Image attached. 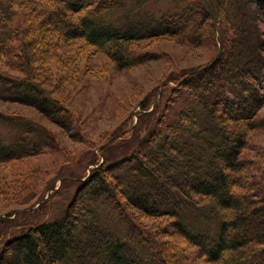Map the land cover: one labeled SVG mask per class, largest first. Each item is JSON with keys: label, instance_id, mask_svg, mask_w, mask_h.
Wrapping results in <instances>:
<instances>
[{"label": "trees", "instance_id": "obj_1", "mask_svg": "<svg viewBox=\"0 0 264 264\" xmlns=\"http://www.w3.org/2000/svg\"><path fill=\"white\" fill-rule=\"evenodd\" d=\"M42 2L55 7L41 10L34 26L15 24L22 16L17 8L34 13ZM157 3L173 8H148ZM239 5L236 0H0V58L9 57L8 65L25 73L12 77L0 69V99L35 107L66 131L72 128L70 113L36 81L35 60L53 50L54 37L84 41L118 69L148 60V54L130 50L137 42L171 36L200 45L206 20L215 43L212 61L178 82L179 92L186 87L192 98L179 119L163 123L133 155L99 162L80 181L64 214L29 225L3 243L0 264H185L183 250L165 251L137 215L169 219L170 228L208 264H264V169L258 181L242 158L264 108V40L257 20ZM224 18L230 47L222 64ZM134 128L106 140L103 155ZM33 132L12 140L0 135V163L53 147L51 136L31 140ZM113 165L121 169L116 172ZM86 202L92 206L83 212Z\"/></svg>", "mask_w": 264, "mask_h": 264}, {"label": "rangeland", "instance_id": "obj_2", "mask_svg": "<svg viewBox=\"0 0 264 264\" xmlns=\"http://www.w3.org/2000/svg\"><path fill=\"white\" fill-rule=\"evenodd\" d=\"M236 1L257 20L258 37L264 40V3L260 0ZM54 7L49 2L37 3L34 13L27 7H19L17 11L22 16L19 18L18 15L15 24L34 26L43 13L41 10ZM148 8L162 12L172 9L173 5L157 3L150 4ZM68 16L77 19L71 13ZM210 23L206 20L203 26L200 45L171 36L130 45L135 54H148L149 57L146 62L126 69H118L106 54L84 41L54 37L53 50L40 55L39 61L35 60L36 81L70 113L72 128L66 131L35 107L0 99V135L4 139L29 135L31 129H36L37 132L30 134L31 140L48 136L54 140L53 147L42 153L0 163V252L3 243L12 235L20 234L23 228L46 220L47 223L52 222L64 214L79 192L80 181L85 180L99 162L105 159L120 161L133 155L143 141L159 131L163 123L179 119L180 112L192 102L186 87L179 92L180 78L210 63L215 53ZM228 29L224 18L226 54L221 58L222 64L229 54ZM8 58H0V69L12 77L24 76V69L17 66L20 72L13 70L8 65L11 60ZM258 121L259 127L248 134L242 158L248 163L252 177L259 181L263 180L264 169V108ZM131 125L135 128L128 132L125 140L117 141L103 155L101 145ZM112 167L116 172L121 169L116 165ZM124 187L122 185V190ZM106 196L104 193L103 197ZM86 203L83 212L92 206L90 202ZM112 205L111 202L109 207ZM135 218L152 232L165 251L167 248L171 252L183 250L185 264H208L196 248L187 246L172 226L170 228L169 219L143 215ZM196 225L203 228L204 222L199 221ZM127 227L132 230L129 224Z\"/></svg>", "mask_w": 264, "mask_h": 264}]
</instances>
